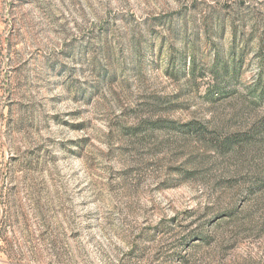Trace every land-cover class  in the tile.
<instances>
[{
	"label": "rangeland",
	"instance_id": "obj_1",
	"mask_svg": "<svg viewBox=\"0 0 264 264\" xmlns=\"http://www.w3.org/2000/svg\"><path fill=\"white\" fill-rule=\"evenodd\" d=\"M0 264H264V0H0Z\"/></svg>",
	"mask_w": 264,
	"mask_h": 264
}]
</instances>
